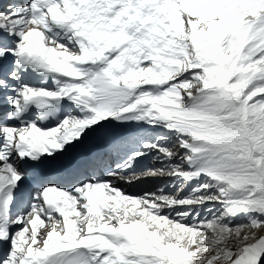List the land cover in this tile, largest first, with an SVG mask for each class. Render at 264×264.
Listing matches in <instances>:
<instances>
[{
	"label": "snow or ice",
	"instance_id": "obj_1",
	"mask_svg": "<svg viewBox=\"0 0 264 264\" xmlns=\"http://www.w3.org/2000/svg\"><path fill=\"white\" fill-rule=\"evenodd\" d=\"M0 264H264V0H0Z\"/></svg>",
	"mask_w": 264,
	"mask_h": 264
},
{
	"label": "bare ground",
	"instance_id": "obj_2",
	"mask_svg": "<svg viewBox=\"0 0 264 264\" xmlns=\"http://www.w3.org/2000/svg\"><path fill=\"white\" fill-rule=\"evenodd\" d=\"M75 151V150H74ZM153 161L151 159V157H145L142 158L139 163L137 164V170L144 168V167H158L159 164L156 163L155 165H153ZM148 184H150L151 186L153 185H157V183H160V180H149L146 181ZM115 186L121 189H124L127 193H131V194H139V192H143L148 190V185L144 184L143 181H138L137 183L133 184V185H128L124 182L121 181H117L115 182Z\"/></svg>",
	"mask_w": 264,
	"mask_h": 264
},
{
	"label": "rangeland",
	"instance_id": "obj_3",
	"mask_svg": "<svg viewBox=\"0 0 264 264\" xmlns=\"http://www.w3.org/2000/svg\"><path fill=\"white\" fill-rule=\"evenodd\" d=\"M155 164H156V163H155V162H153V165H155ZM153 165H152V166H153ZM161 186H163V185H155V186H153V187H152V189H154V190H155L157 187H161Z\"/></svg>",
	"mask_w": 264,
	"mask_h": 264
}]
</instances>
